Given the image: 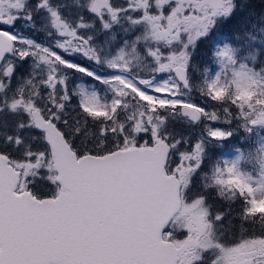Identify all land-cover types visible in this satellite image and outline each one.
<instances>
[{
  "label": "snow or ice",
  "instance_id": "6c2138e0",
  "mask_svg": "<svg viewBox=\"0 0 264 264\" xmlns=\"http://www.w3.org/2000/svg\"><path fill=\"white\" fill-rule=\"evenodd\" d=\"M0 264H264V0H0Z\"/></svg>",
  "mask_w": 264,
  "mask_h": 264
},
{
  "label": "flooded vegetation",
  "instance_id": "af4514ba",
  "mask_svg": "<svg viewBox=\"0 0 264 264\" xmlns=\"http://www.w3.org/2000/svg\"><path fill=\"white\" fill-rule=\"evenodd\" d=\"M53 2L54 3H61V2H68V0H53ZM37 23L39 24L41 22L38 20ZM32 35H33V38L36 39L38 42H45L46 41V37H45V34L43 32H36ZM117 35H118V37H122V33H120L119 30H117ZM105 39H106V36L101 34L97 37V42L98 43L103 42ZM83 62L87 63L86 61H83ZM75 82H76V78L74 77L73 83H75ZM232 142L235 144L237 141L232 140ZM226 146H228V145L226 144ZM215 153L217 154V151H215ZM219 153H220V155H223V153L221 151ZM220 155H218V156H220ZM215 206L216 207H223L224 205L222 204V202L216 201Z\"/></svg>",
  "mask_w": 264,
  "mask_h": 264
},
{
  "label": "rangeland",
  "instance_id": "374dc122",
  "mask_svg": "<svg viewBox=\"0 0 264 264\" xmlns=\"http://www.w3.org/2000/svg\"><path fill=\"white\" fill-rule=\"evenodd\" d=\"M197 95V100H199V96H198V94H196ZM209 110H212L211 109V107H209ZM217 126H221V125H217ZM228 146H224V147H222V148H217V149H215V151H217V156L218 155H220V151L223 153V155H220L219 157H222V158H231L232 157V155L234 154L233 152H232V146L233 145H235V144H232V141H231V143H229V144H227Z\"/></svg>",
  "mask_w": 264,
  "mask_h": 264
},
{
  "label": "trees",
  "instance_id": "16d2710c",
  "mask_svg": "<svg viewBox=\"0 0 264 264\" xmlns=\"http://www.w3.org/2000/svg\"><path fill=\"white\" fill-rule=\"evenodd\" d=\"M236 143H237V142H236ZM236 143H235V144H236ZM213 202H214V204L216 203V201H215V200H214Z\"/></svg>",
  "mask_w": 264,
  "mask_h": 264
}]
</instances>
